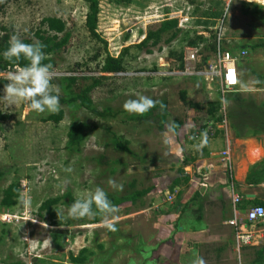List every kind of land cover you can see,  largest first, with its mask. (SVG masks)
Listing matches in <instances>:
<instances>
[{"label":"rangeland","instance_id":"obj_1","mask_svg":"<svg viewBox=\"0 0 264 264\" xmlns=\"http://www.w3.org/2000/svg\"><path fill=\"white\" fill-rule=\"evenodd\" d=\"M97 1L96 32L104 44L92 38L84 26L85 0H0V32L9 38L16 35L35 40V32L43 28L41 18H61L70 38L55 57L52 84L61 95L62 76L78 78L74 90L89 83L90 76H100L88 94L91 105L113 112L98 117L81 107L60 103L62 118L57 123L42 121L50 112L33 111L26 102L9 106L3 98L4 86H0V191L10 182L20 184L15 204L0 205V264H71L68 255H75L82 247L86 257L81 264H192L197 256L205 264H253L251 249L241 250L239 259L219 254V262L213 259L214 248L221 244L213 241L218 230L213 225L217 221L212 208L219 200L190 199L186 194L191 189L184 183L170 191L166 172L168 166H174L171 148L181 158L185 146L193 145L202 134H212L208 118L222 116L220 100L229 93L221 89L219 52L239 55L246 37L264 44V0H216L219 5L212 0ZM240 2L252 5L242 12ZM216 10L219 16L208 13ZM166 17L177 19L175 37L166 42L170 32H165L154 46L147 43L139 47L145 33L156 29ZM253 52L250 50L248 58ZM261 53L263 56L264 47ZM105 54L119 57L123 70L100 73ZM17 70L0 76L8 82L7 77ZM81 76L88 78L82 80ZM259 77L264 80V71ZM181 90L185 99L204 106L209 101L218 102L216 113L211 116L202 111L197 115L180 101ZM136 94L164 101L162 130L155 127L152 118L136 119L141 115L124 110V101ZM71 120L84 123L85 137L77 150L66 147ZM174 121L179 123V132L172 135L167 126L175 125ZM112 134L126 140L135 155L112 148ZM166 135L171 144L164 143ZM154 172L162 173L158 196L142 197L134 205H118L119 212L110 218L115 220L116 231L108 230L101 216L99 222L89 223L90 217L73 219L67 214L72 202L66 193L75 200L99 187L123 195L151 185ZM110 178L122 184L123 190L113 189ZM21 195L29 200L28 205L20 203ZM55 196L60 199L52 206L54 216L37 214L40 202ZM222 204L225 208L229 205L227 200ZM56 209L62 210L59 218ZM197 212L198 222L194 219ZM178 215L183 228L176 231L170 224ZM199 222L207 223L208 230L189 233L184 229H194ZM167 237L183 242L182 248L164 244Z\"/></svg>","mask_w":264,"mask_h":264},{"label":"crops","instance_id":"obj_2","mask_svg":"<svg viewBox=\"0 0 264 264\" xmlns=\"http://www.w3.org/2000/svg\"><path fill=\"white\" fill-rule=\"evenodd\" d=\"M212 2L218 3L216 0H212ZM247 3L252 4L251 2ZM262 23L264 25V22ZM263 47L262 41L252 42L249 37H246L240 46L245 54L232 57L237 83L226 91L229 93L226 97L229 103L224 105L222 116L208 118L212 125L210 126L212 134H206L207 145L200 151L196 150L195 146L200 144L203 139V136L200 135V139H196L193 145L185 146L186 150L183 148V151L180 152L181 158H179L178 152L171 148L173 152H171L170 161L174 166H168L166 172L169 174L168 184L175 176H179L176 169L183 162L182 174L186 175L187 179L184 182L180 180L173 189H176L180 183H184L188 184L191 189L186 194L190 199L197 196L209 203L219 200V204L212 208L217 221L213 225L218 230L213 241L217 240L221 243L214 248L212 253L213 259L217 262L221 259L218 258V254L219 257L235 255L239 259L241 250L247 249L252 250L254 257V250L264 245V226L261 223L254 225L255 233L253 241L249 245L237 244L234 238V229L226 223L234 216L238 223L242 222V225L248 227L243 220L244 211L252 205L264 203V80L259 77V74L264 71V55L262 56L263 53H261ZM250 50L254 52L252 57L248 58ZM189 109L196 112L197 115L202 112L193 108ZM177 129L178 127L174 131ZM171 133L174 134V132ZM191 146L192 148H190ZM189 148L191 150H188ZM175 163L179 164L176 166ZM160 174L162 175L160 172L159 174L154 172L153 182L149 185L150 190L145 196L150 198L158 196V187L162 179ZM233 194L238 196L236 203L232 201ZM223 200H227L229 204L227 208L223 207ZM169 213L170 211L164 214ZM170 216L172 215L170 214ZM175 217L170 226L177 231L183 226L180 225L179 215ZM194 219L196 221L199 219V212L196 213ZM194 227L196 228L185 227L184 229L189 233L195 232V230L197 232L208 230L207 223L203 222H199ZM171 239L167 237L163 243L172 247L180 245L182 248L183 242L175 238ZM152 253L154 254L156 251L154 250ZM252 260L253 258L251 262Z\"/></svg>","mask_w":264,"mask_h":264},{"label":"trees","instance_id":"obj_3","mask_svg":"<svg viewBox=\"0 0 264 264\" xmlns=\"http://www.w3.org/2000/svg\"><path fill=\"white\" fill-rule=\"evenodd\" d=\"M87 3V12L84 16V26L92 38H95L99 41H102L104 44V40L98 35L96 32V22H97V13H98V1L97 0H85ZM128 2L129 0H118ZM220 3V2H218ZM216 2L215 4L218 5ZM241 11L246 12L248 6L252 5L247 2H241ZM212 15V17H216L220 15V11L216 10L215 12H208ZM261 21L264 22V13ZM39 24L43 27L42 29H38L35 32V40L25 37H19L24 43H33L35 41H39L45 45L43 49L44 52L50 57V59L43 61V63H51L53 68L55 66V57L67 44L70 34L65 29L64 21L59 17L47 16L40 19ZM1 29V28H0ZM179 28L177 26L176 18H164L162 19L157 28L154 30H148L142 40L139 42L138 46H145L147 43L151 46H154L160 38V35L165 32H170L169 37L165 40L166 42L170 41L175 37ZM9 36L6 32H0V73L8 72L16 69H21L28 64V61L21 57L19 60H13L12 62L6 61L3 57L4 51L9 47ZM213 48V47H212ZM178 58L182 59V54L178 51ZM52 68V69H53ZM123 70L121 59L117 56H111L109 54H105L102 59L101 64L99 65L98 71L100 73H118ZM82 80L87 79L86 76L80 77ZM78 78L75 76H62L60 77V81L63 82L62 86V94L59 95L60 103L65 104L70 108H83L95 116L98 117H106L108 115H112L108 108H104L98 110L91 105V100L89 97V92L99 83V77L90 76V82L84 84L81 87H78L77 90H74L72 87L75 85L76 80ZM7 81L0 76V86H4ZM179 99L188 108H193L196 111H204L208 115H213L216 113L218 109V102L209 101L205 104V106L198 102H193L185 99L184 92L181 90L179 92ZM27 105H29L26 102ZM163 105V107L161 106ZM165 103L164 101H160L156 103V106L150 109L148 112L144 113L141 116H137L136 119L143 118H152L155 123V127L158 130H162L164 119H165ZM63 116V112L59 109L58 112L49 113L46 115L42 121H50L53 123H57ZM175 128L179 125L177 121H174ZM84 123L79 120H71L68 124L66 130V147L69 150H77L80 142L85 137V132L83 131ZM110 146L116 150L125 152L131 156H134V152L130 150L127 146V141L121 139L119 136L112 134L110 138ZM101 162H104L102 156L99 157ZM141 160V159H140ZM143 162V160H141ZM149 162L151 160H148ZM144 163V162H143ZM186 163V162H184ZM183 164V162H182ZM182 164L176 169V172L179 176H175L172 181L168 184L167 188L171 191L173 188L182 180L186 181V175H183ZM1 176V172H0ZM19 187L20 184L18 181L8 183L1 191L0 196V205L4 207L12 206L16 202V198L19 195ZM150 190V186L141 188V189H133L130 193L123 195H116L112 193H107L108 198L114 205H120L122 203H129L134 205L137 201L141 200L148 191ZM178 195V191L176 192V196ZM195 195V194H194ZM64 196L68 197V201L73 202L74 199L69 194H64ZM60 197L55 196L51 198H46L37 207V214H41V212L47 213L49 216H54V211L52 210V206L55 205L59 201ZM93 210L95 211V206H93ZM100 215L90 216L89 223H97L99 222ZM85 252L86 249L84 247L80 248L78 252L73 255H68V261L71 264H81L85 261ZM253 264H264V245L260 248L254 250V257L252 260Z\"/></svg>","mask_w":264,"mask_h":264},{"label":"clouds","instance_id":"obj_4","mask_svg":"<svg viewBox=\"0 0 264 264\" xmlns=\"http://www.w3.org/2000/svg\"><path fill=\"white\" fill-rule=\"evenodd\" d=\"M45 45L39 41L33 43H24L18 36L13 35L9 40V47L4 51L3 57L6 61L12 62L14 59L19 60L23 57L28 61V64L12 72L8 77V82L4 85L3 98L8 102L9 106H15L18 102H27L29 107L38 113L45 111L50 113L58 112L60 109V97L58 87L52 84L54 74L51 63H43V61L50 59L44 52ZM232 80L231 83H235ZM222 105L228 104L226 97H221ZM157 101L153 98L136 94L135 98H129L124 101L123 108L131 114L143 115L150 109L156 106ZM163 107V105H161ZM168 131L174 132L175 125H169ZM203 139L200 144L196 145L197 151L202 150L207 145V136L202 134ZM165 144H171L172 139L166 135ZM109 185L115 189L122 191L123 185L110 178ZM20 203L28 205L29 200L21 195ZM95 206V211L93 210ZM62 210L56 209L58 218ZM119 212V206L114 205L108 198L107 193L97 187L93 192L89 193L84 198L75 199L68 207L67 214L70 218L81 219L100 215L104 218L105 227L110 231H116L115 220L110 219L115 217ZM192 264H205L202 257L197 256Z\"/></svg>","mask_w":264,"mask_h":264},{"label":"built area","instance_id":"obj_5","mask_svg":"<svg viewBox=\"0 0 264 264\" xmlns=\"http://www.w3.org/2000/svg\"><path fill=\"white\" fill-rule=\"evenodd\" d=\"M241 55L245 54V51L240 52ZM222 70V73H220ZM218 73L220 77V84L222 92H226L233 88L237 83V74L234 66V59L227 52H219L218 55ZM232 80H235V83H231ZM171 197L168 196L167 200L170 201ZM233 203L238 201V196L232 195ZM243 220L245 225H242V222L238 223L236 217H232L226 221V223L234 229V238L237 244L239 245H249L253 241L254 236V225L261 223L264 226V203L256 204L248 207L243 214Z\"/></svg>","mask_w":264,"mask_h":264}]
</instances>
